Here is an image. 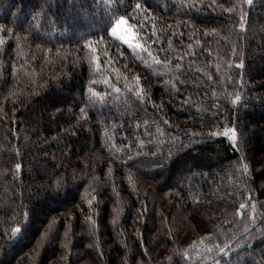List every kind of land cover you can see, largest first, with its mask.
I'll use <instances>...</instances> for the list:
<instances>
[{"label":"trees","instance_id":"obj_1","mask_svg":"<svg viewBox=\"0 0 264 264\" xmlns=\"http://www.w3.org/2000/svg\"><path fill=\"white\" fill-rule=\"evenodd\" d=\"M0 264H264V0H0Z\"/></svg>","mask_w":264,"mask_h":264},{"label":"rangeland","instance_id":"obj_2","mask_svg":"<svg viewBox=\"0 0 264 264\" xmlns=\"http://www.w3.org/2000/svg\"><path fill=\"white\" fill-rule=\"evenodd\" d=\"M116 21H117V20H115V22H114V24H113L112 27L115 26ZM111 29H112V28H111ZM114 37L117 38V39H118L120 42H122L123 44H125V43H124V40L121 39V37H124L125 39H129L130 42H131L132 44H134V45H139V43H138V41H137V39H136V36L134 35L133 30L130 28V26H128L127 23H125L124 25H121L120 29H119L118 32H117V35L114 36ZM125 45H127V44H125ZM127 46H128V45H127ZM131 48H132L134 51H139V50H140V47H138V48H133V47H131ZM66 99H67L66 96L62 97V100H63L64 102L66 101ZM62 100H61V101H62ZM59 103H61V102H59ZM38 110H39V109H38Z\"/></svg>","mask_w":264,"mask_h":264},{"label":"snow or ice","instance_id":"obj_3","mask_svg":"<svg viewBox=\"0 0 264 264\" xmlns=\"http://www.w3.org/2000/svg\"><path fill=\"white\" fill-rule=\"evenodd\" d=\"M139 7V6H138ZM126 23L124 17H121L119 18L117 21H116V24L114 27H112L111 29V34L113 36H116L117 35V32L118 30L120 29L121 25H124ZM121 39L124 40V43L127 44L129 47H133V48H138L140 47V45H134L130 42L129 39H125L124 37H121ZM157 63H159V61H157ZM232 139H233V142H235V139H236V134H235V131H233L232 133ZM19 167V166H18ZM240 209L243 210L245 208V205L244 204H241L240 206Z\"/></svg>","mask_w":264,"mask_h":264}]
</instances>
